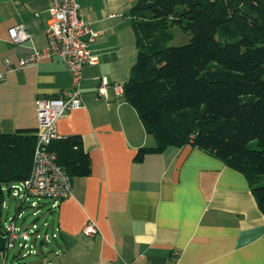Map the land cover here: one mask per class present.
Listing matches in <instances>:
<instances>
[{"label":"crops","instance_id":"1","mask_svg":"<svg viewBox=\"0 0 264 264\" xmlns=\"http://www.w3.org/2000/svg\"><path fill=\"white\" fill-rule=\"evenodd\" d=\"M136 0H78L94 32L93 65L82 69L83 106L55 123L57 137L80 135L90 156L87 176L71 178V194L50 211L57 235L41 251L52 264H264V214L245 177L189 144L153 146L134 107L112 85L123 84L136 58L131 8ZM50 0H0V130L36 128L35 101L72 87L59 57L19 67L18 58L47 43ZM23 25L29 39L15 43L8 29ZM107 97L96 93L98 78ZM93 220L98 233L82 228ZM39 254V252L37 253ZM0 264H27L8 260Z\"/></svg>","mask_w":264,"mask_h":264},{"label":"trees","instance_id":"2","mask_svg":"<svg viewBox=\"0 0 264 264\" xmlns=\"http://www.w3.org/2000/svg\"><path fill=\"white\" fill-rule=\"evenodd\" d=\"M131 15L137 52L123 96L155 139L134 159L197 147L240 172L264 214V0H136ZM176 31L188 40L172 44ZM36 132L0 130V260L5 196L29 174ZM48 148L70 178L90 174L80 135ZM17 201L13 220L24 205Z\"/></svg>","mask_w":264,"mask_h":264},{"label":"built area","instance_id":"3","mask_svg":"<svg viewBox=\"0 0 264 264\" xmlns=\"http://www.w3.org/2000/svg\"><path fill=\"white\" fill-rule=\"evenodd\" d=\"M8 34L15 43L29 39V34L23 25L10 27ZM93 35L94 32L80 15L78 0H50L49 18L46 23V45L42 48L31 47L27 53L18 58L19 67H25L35 65L40 58L59 57L66 63L73 83L69 90L50 97H38L35 101L38 120L37 140L32 154L31 168L24 180L12 185L11 195L21 203H27L36 217L41 214V207L44 204L41 200H47V212L54 211L60 200L69 196L72 191L70 176L57 162L56 154L48 147L51 140L57 138L56 121L67 110L83 106L80 91L82 69L87 64L96 63V58L90 55L88 49ZM97 80L96 93L106 98L109 82L104 77ZM112 88L116 96L123 95V84L114 83ZM19 216L21 211L16 218ZM15 219L5 223L4 258L15 245L19 249H28L23 256L38 253L35 248L38 240L42 245L51 246V240L56 237L58 229L47 220L43 222L44 231L40 232L35 221L29 228H23L16 225ZM82 232L86 236H93L98 233V227L93 220L88 219ZM2 264H6L5 261Z\"/></svg>","mask_w":264,"mask_h":264},{"label":"rangeland","instance_id":"4","mask_svg":"<svg viewBox=\"0 0 264 264\" xmlns=\"http://www.w3.org/2000/svg\"><path fill=\"white\" fill-rule=\"evenodd\" d=\"M185 36L180 33L179 31L175 32V38L171 41L172 44H179L186 42L188 39H183ZM41 202H44V204L41 207V214H39L37 217L33 215V209L29 207L27 203L23 205V207L20 209L21 216L15 219L16 225L18 227H27L29 228L31 224L33 223V220L39 227V231L43 232L45 227L43 226V222L47 220L49 223L51 222V215L47 212V200H41ZM18 201L12 197V195H6L5 196V208L6 211L5 214L7 216V221L11 220L13 215H15V206L17 205ZM49 232V231H48ZM53 242V239L51 240ZM35 248L38 250L39 254H29L27 256H23L24 253L28 251V249H19L17 245H15L14 248H11L8 252V260H12L13 262L18 261L20 263H27V264H41L43 261V257L41 255V251H47L48 250V244L42 245L40 243V240L37 241ZM13 255H17L18 259L12 258Z\"/></svg>","mask_w":264,"mask_h":264}]
</instances>
